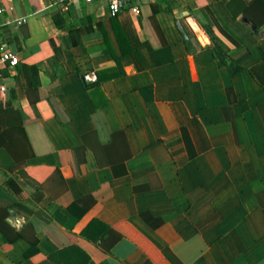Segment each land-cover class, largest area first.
Returning a JSON list of instances; mask_svg holds the SVG:
<instances>
[{
	"label": "crops",
	"instance_id": "crops-1",
	"mask_svg": "<svg viewBox=\"0 0 264 264\" xmlns=\"http://www.w3.org/2000/svg\"><path fill=\"white\" fill-rule=\"evenodd\" d=\"M7 5L0 48L20 62L0 68V186L11 171L26 198L0 264H264V0ZM112 18L131 48L119 61Z\"/></svg>",
	"mask_w": 264,
	"mask_h": 264
},
{
	"label": "trees",
	"instance_id": "trees-1",
	"mask_svg": "<svg viewBox=\"0 0 264 264\" xmlns=\"http://www.w3.org/2000/svg\"><path fill=\"white\" fill-rule=\"evenodd\" d=\"M157 8L154 5V8L152 9V14L154 15L157 12ZM54 23L58 27L59 30L64 32H72V25L67 23V21L64 19V17L61 14H56L54 17ZM112 29L117 36L118 45L120 48V55H117L115 51L113 52V56L115 60L119 61L121 57L126 56L131 51V48L126 44L122 30L119 28L118 21L116 18H112L111 20ZM182 34L184 35V42L186 47L190 52L193 54H196V51L192 48V42L191 39L187 36L185 31L181 29ZM105 38H107L105 36ZM124 39V40H123ZM77 44V41L74 39L72 43H67L66 46H75ZM213 57L215 58L217 64L219 67H225L230 74V76H234L242 71V67L230 56L227 52H225L218 44L214 43L210 47ZM24 73L26 77V87L27 88H33L35 87L36 82H32L28 75L31 73L36 80L39 77V67L37 65L32 66H24ZM82 83L84 87L87 89V85H85V82L82 78ZM37 86V85H36ZM233 91L231 88L227 89V96L232 103L234 100L232 98ZM226 113H229L230 107L225 108ZM229 117V116H228ZM94 122L96 124V128L98 130L104 129L106 126V123L104 121L103 115L101 113L100 108H97V112L93 115ZM184 140L187 146L188 151H190V155L192 152V143L187 135V133L184 131ZM193 156V154H192ZM2 175L5 176V181L2 186H0V245L5 250H8L12 247L14 242L22 237L21 233L16 230L15 227H13L9 220L16 217V211L14 210V206L18 204L20 201H23L26 198V195L24 193L23 188L16 182V180L10 175L12 173L1 171ZM42 217V224L45 228V231L51 236L52 239H55L48 226L54 225L52 223V220L46 216ZM47 225V227L45 226Z\"/></svg>",
	"mask_w": 264,
	"mask_h": 264
},
{
	"label": "built area",
	"instance_id": "built-area-1",
	"mask_svg": "<svg viewBox=\"0 0 264 264\" xmlns=\"http://www.w3.org/2000/svg\"><path fill=\"white\" fill-rule=\"evenodd\" d=\"M13 0H0V17L3 16L8 9L7 3ZM86 3H92L98 0H84ZM133 0H110V12L112 16H118L124 10L132 7ZM17 25L26 22L25 18H19L14 21ZM19 59L15 53L6 46L0 48V68L8 66H17L19 64Z\"/></svg>",
	"mask_w": 264,
	"mask_h": 264
}]
</instances>
